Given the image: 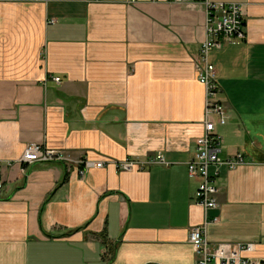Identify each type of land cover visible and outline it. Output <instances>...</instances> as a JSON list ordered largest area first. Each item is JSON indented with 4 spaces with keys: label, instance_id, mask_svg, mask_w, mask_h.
Returning a JSON list of instances; mask_svg holds the SVG:
<instances>
[{
    "label": "crops",
    "instance_id": "0c3cea01",
    "mask_svg": "<svg viewBox=\"0 0 264 264\" xmlns=\"http://www.w3.org/2000/svg\"><path fill=\"white\" fill-rule=\"evenodd\" d=\"M128 1L0 0V264H196L189 234L205 223L211 245L255 244L247 257L264 264V0H210L244 9L247 40L210 61L228 115L220 157L246 165L220 169L208 211L187 167L204 133L206 7ZM29 144L168 164L81 175L16 163Z\"/></svg>",
    "mask_w": 264,
    "mask_h": 264
},
{
    "label": "built area",
    "instance_id": "2783aa9c",
    "mask_svg": "<svg viewBox=\"0 0 264 264\" xmlns=\"http://www.w3.org/2000/svg\"><path fill=\"white\" fill-rule=\"evenodd\" d=\"M138 0H129L135 4ZM158 2L160 0H152ZM176 4H182L186 0H171ZM203 3L207 10L206 40L201 46L199 58L196 61L198 81L205 88V119L204 133L196 141V149L192 160L187 164L190 179L198 181V189L194 195V201L205 211L218 207L216 178L220 169L226 167L230 170L246 165L243 154L223 160V138L217 132V125H225L228 122L227 109L219 99L220 87L217 81L216 67L210 61V55L214 51L224 49L229 45H240L247 40V29L243 6L239 3H216L210 0H197ZM57 84L61 83L58 77L53 78ZM64 163L72 164L79 168L81 175L88 168L102 169L108 165H114L119 171L142 170L147 166L164 164L162 156L139 162L127 159L122 162L86 160L74 161L65 152L46 149L38 144H29L19 161L21 165L29 167L37 163ZM13 163H9L12 166ZM4 182L0 171V197L4 192ZM216 222V221H215ZM207 226L194 227L190 230L189 242L196 256V264H255L253 259L247 257L255 251V244L236 245H211L207 239Z\"/></svg>",
    "mask_w": 264,
    "mask_h": 264
}]
</instances>
